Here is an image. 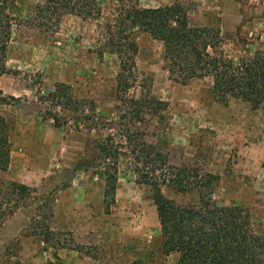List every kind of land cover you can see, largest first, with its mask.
I'll return each instance as SVG.
<instances>
[{"label": "rangeland", "instance_id": "rangeland-1", "mask_svg": "<svg viewBox=\"0 0 264 264\" xmlns=\"http://www.w3.org/2000/svg\"><path fill=\"white\" fill-rule=\"evenodd\" d=\"M40 2L15 0L10 6L16 18L3 61L8 71L0 76V138L8 158L0 167V264L176 263L177 253L161 251L152 189L132 171L134 154L124 146L127 131L141 132L161 151L169 171L216 175L212 198L247 212L264 262V107L253 109L239 99L217 102L209 78L173 80L163 43L142 31L133 35L137 52L127 99L119 101V58L105 46V24L123 4L152 8L177 2L191 26L240 32L247 42L250 33L263 28L258 19L263 5L257 0H98V17L65 14L57 27L45 28L27 19ZM226 42L230 52L234 43ZM57 83L70 87L76 105L62 108L48 97ZM131 98L149 104L142 121L134 118ZM107 138L119 143L121 152L112 198L104 196V165L98 163L97 145ZM139 167L148 174L146 165ZM14 184L31 191L6 201ZM160 187L178 204L199 198L191 182L169 180ZM48 228L52 235H43Z\"/></svg>", "mask_w": 264, "mask_h": 264}, {"label": "trees", "instance_id": "trees-1", "mask_svg": "<svg viewBox=\"0 0 264 264\" xmlns=\"http://www.w3.org/2000/svg\"><path fill=\"white\" fill-rule=\"evenodd\" d=\"M14 1L0 0V76L8 71L3 61L16 18L10 13ZM257 1L263 5L258 16L263 28L255 34L250 33L251 42L241 38L240 32L222 34L219 27L191 26L185 7L177 2L152 8L123 4L114 20L105 24V46L119 58L117 99H127V79H130L137 52L133 35L142 31L163 43V60L173 80L209 78L210 90L217 102L227 104L232 99H239L253 109L264 107V0ZM100 13L98 0H42L35 5L34 16L27 19L30 24L51 28L57 27L65 14L89 19ZM228 38L234 43L230 52L224 48ZM47 95L62 108L69 109L78 103L64 83L55 84ZM8 98L17 99L14 96ZM130 100L135 107L134 118L142 121L148 102ZM1 139L0 167L5 168L8 158ZM124 139L125 148L134 154L130 162L132 171L139 182L152 189L163 254L177 253L175 264H264L262 244L251 230L247 212L240 206H220L212 198L213 185L218 179L216 175L190 176L177 167H174L176 172L169 171L167 157L147 143L141 132L127 131ZM119 145L110 138L97 145L98 163L104 165L106 198H112L116 190ZM139 164L148 167V174L142 173ZM169 180L178 184L181 180L186 184L193 183L199 193L198 201L182 205L165 197L160 186ZM29 191V186L14 184L5 199L11 202L13 194ZM43 235L49 236L52 232L48 228Z\"/></svg>", "mask_w": 264, "mask_h": 264}]
</instances>
